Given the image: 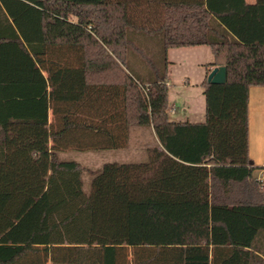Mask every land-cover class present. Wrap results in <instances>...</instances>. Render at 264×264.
<instances>
[{"label": "trees", "instance_id": "16d2710c", "mask_svg": "<svg viewBox=\"0 0 264 264\" xmlns=\"http://www.w3.org/2000/svg\"><path fill=\"white\" fill-rule=\"evenodd\" d=\"M136 36L159 37L163 71ZM199 45L227 80L202 83L204 121L172 120L167 52ZM253 85L264 0H0V264H264ZM132 127L147 157L105 162L87 193L61 152L126 148Z\"/></svg>", "mask_w": 264, "mask_h": 264}, {"label": "rangeland", "instance_id": "374dc122", "mask_svg": "<svg viewBox=\"0 0 264 264\" xmlns=\"http://www.w3.org/2000/svg\"><path fill=\"white\" fill-rule=\"evenodd\" d=\"M132 48L144 52L145 58H156V64L163 71L164 56L162 54L163 45L158 36L153 39L139 38L132 39ZM138 48V49H137ZM154 49V50H151ZM170 48L167 52L168 77L170 82V100L177 103V111L171 112L170 118L175 121L191 120V122H202L206 119L205 96L199 86H195L200 80L201 74L205 71L207 60H212L211 48L204 45L203 48ZM151 50V51H149ZM199 51V52H198ZM156 52V54H155ZM158 53V55H157ZM161 53V54H160ZM157 55V56H156ZM142 57V54H140ZM147 59V58H146ZM144 61H141V63ZM202 62V63H201ZM162 66V68L160 67ZM140 68V66H139ZM147 69L141 68L139 74L141 80L151 79L150 74H146ZM185 75L190 76V86H180V78ZM179 76V77H178ZM182 76V77H181ZM188 77V76H187ZM187 108L188 112H184ZM53 115L51 114V120ZM154 143V138L150 129L132 127L130 142L126 148L102 149V150H80L70 149L61 152V158L66 160L79 161L84 167V190L91 192L94 171L108 161H140L147 157V148ZM255 175H262L259 170Z\"/></svg>", "mask_w": 264, "mask_h": 264}, {"label": "crops", "instance_id": "0c3cea01", "mask_svg": "<svg viewBox=\"0 0 264 264\" xmlns=\"http://www.w3.org/2000/svg\"><path fill=\"white\" fill-rule=\"evenodd\" d=\"M247 1L254 2L255 0H247ZM203 46L204 45H199V46H192L186 48H197V50H201L198 48H203ZM211 62H213V55H212V60L210 61L207 60V62L205 63L208 64ZM214 67L215 66H211L210 68H208L206 66L205 71L201 74L200 80H198V82H196L195 84V86L197 85L203 90V93H204V88L202 86V83L204 82L205 79H207L209 72ZM189 79H190L189 75H185L183 78H180V80L178 79V81H180L181 83L180 86L182 85L190 86ZM169 87H170V82H169ZM170 106L172 109L171 112L177 111L176 109L177 103L175 101H171ZM184 112L185 113L188 112L187 108H184ZM51 114L52 112L49 111V121H52ZM185 121L191 122V120L189 119ZM131 133H132V128L130 135ZM249 154L255 165L259 167H264V85H253L249 88ZM260 172L262 174V171ZM260 176L261 175H258V177ZM260 255L262 254L260 253Z\"/></svg>", "mask_w": 264, "mask_h": 264}, {"label": "water", "instance_id": "95a60500", "mask_svg": "<svg viewBox=\"0 0 264 264\" xmlns=\"http://www.w3.org/2000/svg\"><path fill=\"white\" fill-rule=\"evenodd\" d=\"M207 80L211 83H225L227 80V67L215 66L208 74Z\"/></svg>", "mask_w": 264, "mask_h": 264}, {"label": "built area", "instance_id": "2783aa9c", "mask_svg": "<svg viewBox=\"0 0 264 264\" xmlns=\"http://www.w3.org/2000/svg\"><path fill=\"white\" fill-rule=\"evenodd\" d=\"M259 178L264 180V173Z\"/></svg>", "mask_w": 264, "mask_h": 264}]
</instances>
